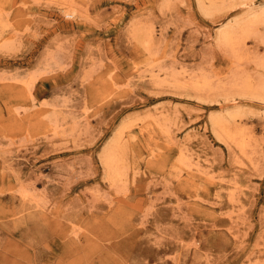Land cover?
I'll return each mask as SVG.
<instances>
[{"label":"rangeland","instance_id":"rangeland-1","mask_svg":"<svg viewBox=\"0 0 264 264\" xmlns=\"http://www.w3.org/2000/svg\"><path fill=\"white\" fill-rule=\"evenodd\" d=\"M0 264H264V0H0Z\"/></svg>","mask_w":264,"mask_h":264},{"label":"bare ground","instance_id":"bare-ground-1","mask_svg":"<svg viewBox=\"0 0 264 264\" xmlns=\"http://www.w3.org/2000/svg\"><path fill=\"white\" fill-rule=\"evenodd\" d=\"M260 17H261V15H253V19L252 20L254 22H258V21L260 22ZM248 25L250 26V22L248 23ZM243 37H244V33H243L242 36H240V38L242 39ZM232 38H233L232 33H231L230 30H227V28H226V30H223L221 33H219V35H218V41L223 42V43L231 42ZM242 58H243V56H242ZM237 66H239V65H237ZM231 71H233V70H231ZM238 72H239V70H237V72H235V74L238 73ZM231 73L233 74V72H231ZM235 74H233V75H235ZM241 74H242V72H241ZM228 77L226 76V78L220 79L217 82H214V84L212 85V82L210 81V79H209L210 77L209 76L208 77L207 76H202L200 80H198V81L196 80L197 83L194 84V85H196L197 88L202 89L203 92L204 91H208V92H212L213 94H216V95L217 94L218 95L221 94L222 97H224V99H229L230 100V96L232 97L233 95H235V96L237 95V97H241V96H246L247 97L249 95V97H250V95L252 94V91L250 89V85H251L250 81L251 80L249 81V79H247V83L245 84V82H240V79L236 80V78H234V77H230L229 79H227ZM203 94H201V95H203ZM208 94H207V96H208ZM225 96H227V97L229 96V98H226ZM215 97H217V96H215ZM212 99H209V100H212ZM214 99L216 101V98H214ZM234 116L236 117V115H234ZM232 117H233V115H232ZM212 125H213L214 131L216 133H218V134H220V133L228 134V131H227L228 128L226 127L224 122H222L221 118L214 116L212 118ZM110 152L112 153V151H109L108 153L105 154L104 163H105V166L108 168V172H109L108 175L113 180L114 178L116 179V176L118 174L115 171V169L112 168L113 166H112L111 162H113L114 159H113V157L111 158L113 153L111 154Z\"/></svg>","mask_w":264,"mask_h":264}]
</instances>
